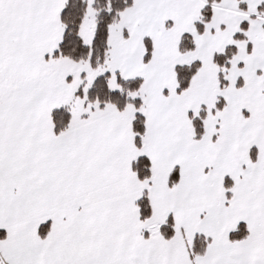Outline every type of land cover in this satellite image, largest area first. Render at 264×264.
I'll list each match as a JSON object with an SVG mask.
<instances>
[{
  "label": "snow or ice",
  "instance_id": "6c2138e0",
  "mask_svg": "<svg viewBox=\"0 0 264 264\" xmlns=\"http://www.w3.org/2000/svg\"><path fill=\"white\" fill-rule=\"evenodd\" d=\"M0 264H264V0H0Z\"/></svg>",
  "mask_w": 264,
  "mask_h": 264
}]
</instances>
